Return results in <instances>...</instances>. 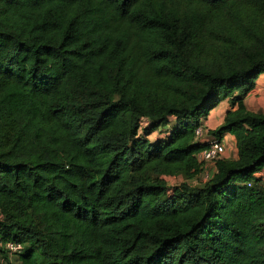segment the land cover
Masks as SVG:
<instances>
[{"label": "trees", "instance_id": "obj_1", "mask_svg": "<svg viewBox=\"0 0 264 264\" xmlns=\"http://www.w3.org/2000/svg\"><path fill=\"white\" fill-rule=\"evenodd\" d=\"M262 75L264 0H0V254L264 264ZM200 127L238 158L194 184Z\"/></svg>", "mask_w": 264, "mask_h": 264}, {"label": "crops", "instance_id": "obj_2", "mask_svg": "<svg viewBox=\"0 0 264 264\" xmlns=\"http://www.w3.org/2000/svg\"><path fill=\"white\" fill-rule=\"evenodd\" d=\"M258 80V82H256V88L246 97L245 105L249 111L262 114L264 113V75L260 76ZM236 94L237 93H234L233 95ZM233 110H236V107L232 106L230 97L228 102L223 103L222 101V103L211 112L208 119L204 121L203 126L211 131L217 129L224 123L228 113ZM162 137H164V133L161 134L160 138ZM224 140L226 143V153L224 157L226 159H237L238 149L235 139L231 135H226Z\"/></svg>", "mask_w": 264, "mask_h": 264}, {"label": "built area", "instance_id": "obj_3", "mask_svg": "<svg viewBox=\"0 0 264 264\" xmlns=\"http://www.w3.org/2000/svg\"><path fill=\"white\" fill-rule=\"evenodd\" d=\"M196 134H197V138L206 139L205 131L203 127L197 129ZM208 139L204 140V142H206L209 145V147L198 156L199 162L204 164L205 167L208 164L213 163L219 157L225 156L226 153V148L223 141H220L219 139L216 138H208ZM210 176L211 174L207 173V175L205 176V181H207L210 178ZM7 248L12 253H20L22 251L21 245H16L12 243L8 244Z\"/></svg>", "mask_w": 264, "mask_h": 264}, {"label": "rangeland", "instance_id": "obj_4", "mask_svg": "<svg viewBox=\"0 0 264 264\" xmlns=\"http://www.w3.org/2000/svg\"><path fill=\"white\" fill-rule=\"evenodd\" d=\"M226 100H223V103L224 102H228V100H230V97L228 99H226ZM161 134L162 133L156 132L154 135L151 136V139L155 141L156 139H159ZM207 137H209V136L208 135L205 136L206 139H207ZM224 138H223V143L225 145L226 143H225ZM206 139H204V140H206ZM225 148H226V145H225ZM215 170H216V168H215V165L213 163L208 164L205 167V174L202 177H200L199 179L194 180L193 183L196 184V183H199L200 181H204L205 180V176L207 175V173L212 174V173L215 172ZM257 177L262 179L263 185H264V172H259ZM167 180H168V182H169V184L171 186H174V185H178L181 182H183L184 178L183 177H181V178L168 177ZM7 256L8 257L6 258L5 255H1L0 254V264H20V261H19L18 257H16L15 255H7Z\"/></svg>", "mask_w": 264, "mask_h": 264}]
</instances>
